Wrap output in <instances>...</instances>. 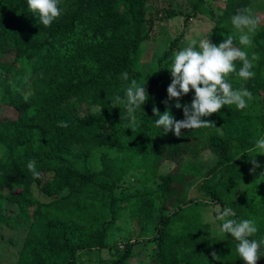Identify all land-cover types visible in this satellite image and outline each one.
Wrapping results in <instances>:
<instances>
[{"label": "trees", "instance_id": "1", "mask_svg": "<svg viewBox=\"0 0 264 264\" xmlns=\"http://www.w3.org/2000/svg\"><path fill=\"white\" fill-rule=\"evenodd\" d=\"M146 2L59 0L61 14L45 27L28 12L24 0H0V103L13 112L0 131V140L8 148L0 155V228L12 218L5 212V201L35 202L33 184L52 197L26 214L31 223L22 262L37 258L40 264H77L80 249L106 246L114 223L128 213L143 230L154 232L147 237L157 245L151 264H244L228 234L222 238L211 235L202 217V203L183 197V188L191 181L210 180L217 172V180L204 182L200 188L207 193L218 191L215 202L231 207L236 217L254 219L258 231L252 238L264 235V195L254 207L225 198L242 184L247 190L254 182L260 185L258 193L264 194V180H258L261 168L250 171L253 165L248 154L238 156L254 147V125L263 120L264 129V117L249 115L234 105L222 106L202 118L212 124L181 129L180 136L161 133L152 123L153 106L159 112L166 107L171 76L162 67L178 40L162 53L156 75L145 85L148 99L134 113V127L123 103L111 105L115 96L123 97L132 79L143 84L133 64L150 33L144 15ZM191 4L201 11L205 0ZM245 5L250 7L251 0H227L215 21L211 43L233 34L228 17ZM234 43L243 47L236 39ZM246 51L258 55L252 69L255 76L247 81L231 73L228 76L233 87L243 84L255 95L264 90V23ZM234 63L238 68L239 62ZM122 71L128 72V80L120 79ZM192 94L190 89L180 97L181 104L190 102ZM174 100L167 101V107L174 119H182ZM94 103L100 109H92ZM100 144L116 147L121 156L103 157L102 168L94 170L89 162ZM212 156L216 160L209 166ZM253 159L264 165V154ZM29 160L35 162L38 178L27 169ZM167 160L176 165L160 176L157 190H117L131 170H143L140 181L145 186ZM136 242L129 241L106 264H126ZM259 251L264 255V248ZM213 252L218 259L212 258ZM256 264H264V256Z\"/></svg>", "mask_w": 264, "mask_h": 264}, {"label": "rangeland", "instance_id": "2", "mask_svg": "<svg viewBox=\"0 0 264 264\" xmlns=\"http://www.w3.org/2000/svg\"><path fill=\"white\" fill-rule=\"evenodd\" d=\"M191 1L147 0L144 15L149 23L150 33L149 37L140 44L136 61L133 64L134 71L141 77V83L145 82V85L150 83L156 75L160 56L172 45L173 41L178 40L174 49L177 50L184 46L189 39H199L202 36L209 35V40H211L215 21L225 10L227 0H205L201 11L194 9ZM250 7L259 17L261 26L264 23V0H251ZM92 109L98 110L100 105L94 103ZM244 112L249 115H257L260 118L264 117V90L253 95V100L244 109ZM11 116H13V112L9 106L0 103V131L4 129L7 119ZM262 121L254 125V128L257 127L255 139L258 134L264 133ZM252 149L253 146L242 151L238 156L240 157L244 153L252 156ZM7 151L8 148L0 140V155H4ZM120 156L121 153L116 147L100 144L93 150L89 165L94 170H100L103 165V157L114 158ZM215 160L216 158L212 156L208 165L211 166ZM175 165L173 161L168 160L161 163L157 176L145 186L140 181L143 170H131L118 184L117 190L131 193L140 192L144 187H147L150 191L157 190L158 184L161 182L160 176L172 171ZM218 178L219 172L212 175L210 180L215 181ZM210 180L197 179L191 181L190 185L185 189L183 188V197L187 195L186 198L197 199L202 203V217L204 222L210 225L211 235L222 238L225 234H219L214 221L210 218L213 208L223 207L213 199L214 196H219L220 193L218 191L207 193L206 189L200 188L204 182ZM32 189L36 197L35 202L26 199L17 202L5 201V212L12 218L9 223H5L0 228V264H40L37 258L26 262L21 261L22 249L29 236V225L31 223L30 217L26 214L31 215V211L39 202H48L52 197L44 194L38 184H33ZM259 189L260 185L257 182H254V186L250 185L247 190L244 189L242 184L234 194V191L228 192L225 198L227 200L233 198L236 202L240 199V203H245L248 207H254L255 204L257 205L260 202V196L264 195L261 192L258 193ZM241 193L243 197H238ZM157 195L159 196V193ZM17 214L18 216L21 215L17 221L18 224L16 223ZM153 233L151 229L143 230L142 226L126 213L114 223L107 237L106 246L81 248V252L79 251L76 256L77 264H106L119 256L129 241H135L136 239L137 242L133 246L132 256L126 264H151L156 255L157 245L154 241L148 240L147 237H151ZM81 243L84 245V240Z\"/></svg>", "mask_w": 264, "mask_h": 264}, {"label": "clouds", "instance_id": "3", "mask_svg": "<svg viewBox=\"0 0 264 264\" xmlns=\"http://www.w3.org/2000/svg\"><path fill=\"white\" fill-rule=\"evenodd\" d=\"M28 12L38 18V23L47 27L62 12L59 7V0H24ZM232 26L233 34L218 43L213 44L208 36L199 39H189L188 42L175 50L168 58L162 68H166L171 76L167 85V99L164 101L166 107L159 112L155 106L152 108L154 119L152 123L159 128L161 133L172 132L175 136L182 134L181 129H193L212 124L203 117L217 112L222 106L234 105L237 110L246 109L253 100L252 92L241 84L239 87L232 86L233 78L247 81L255 76V62L258 55L255 52L246 51L252 43V38L260 26V19L254 10L245 5L239 7L228 17ZM238 40L239 47L234 43ZM239 62L237 68L236 62ZM121 80H128L127 71L119 74ZM192 90L190 102L181 104L180 97ZM175 98L173 106L182 110V119H174L173 114L167 107V101ZM148 99L145 82L138 84L132 79L123 89V97L117 95L111 100V105L123 106L129 116V123L136 125L135 112L142 109V105ZM144 113V112H143ZM249 162L253 168H261L258 180H264V165H258L253 159L256 154H264V133L258 134L251 150ZM34 178L40 173L35 168V162L29 160L26 165ZM210 218L214 221L219 234H228L234 243V251L244 264H256V261L264 255L260 249L264 248V235L258 239L252 238L257 233V222L254 219L238 218L232 208L224 206L213 208ZM212 258L219 257L215 252L211 253Z\"/></svg>", "mask_w": 264, "mask_h": 264}, {"label": "crops", "instance_id": "4", "mask_svg": "<svg viewBox=\"0 0 264 264\" xmlns=\"http://www.w3.org/2000/svg\"><path fill=\"white\" fill-rule=\"evenodd\" d=\"M81 252V251H80Z\"/></svg>", "mask_w": 264, "mask_h": 264}]
</instances>
